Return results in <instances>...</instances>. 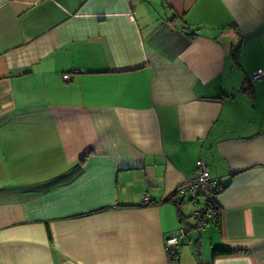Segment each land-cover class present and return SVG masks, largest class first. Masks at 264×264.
Returning <instances> with one entry per match:
<instances>
[{"label":"crops","instance_id":"obj_1","mask_svg":"<svg viewBox=\"0 0 264 264\" xmlns=\"http://www.w3.org/2000/svg\"><path fill=\"white\" fill-rule=\"evenodd\" d=\"M257 68L264 0H0V264H264ZM198 160L201 228L173 194Z\"/></svg>","mask_w":264,"mask_h":264},{"label":"built area","instance_id":"obj_2","mask_svg":"<svg viewBox=\"0 0 264 264\" xmlns=\"http://www.w3.org/2000/svg\"><path fill=\"white\" fill-rule=\"evenodd\" d=\"M62 77L68 80L70 74L64 73ZM262 78H264V69H255L243 82V89H249ZM215 184V180L210 176L208 165L204 161L198 160L195 164L193 177L176 186L173 191L177 197L188 198L192 202L193 207L190 215L196 228L205 226L214 217V210L211 207V190ZM141 199L143 202L149 201L145 193L142 194ZM186 241V234L182 227H178L164 237V250L170 261L176 259V250Z\"/></svg>","mask_w":264,"mask_h":264},{"label":"trees","instance_id":"obj_3","mask_svg":"<svg viewBox=\"0 0 264 264\" xmlns=\"http://www.w3.org/2000/svg\"><path fill=\"white\" fill-rule=\"evenodd\" d=\"M190 35H192V34H190ZM238 55H239V46H236L235 48L231 49V52H230V56H231V58H232V60L234 62H237ZM215 193H216V191H214V189H212L211 190V194H212L211 207L214 210V217H213V219L211 221H213V220L218 221L219 220V216H220V209H219V206H218V204H217V202H216V200L214 198V194ZM182 199L181 200H175L174 202L176 204L178 203V205H180L181 202H182ZM226 252H228V251L226 249H224V248L215 247V248H213L211 255H212V257H215V256H218V255H221V254H225Z\"/></svg>","mask_w":264,"mask_h":264}]
</instances>
